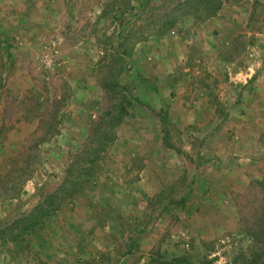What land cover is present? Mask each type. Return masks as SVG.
<instances>
[{
  "label": "rangeland",
  "instance_id": "1",
  "mask_svg": "<svg viewBox=\"0 0 264 264\" xmlns=\"http://www.w3.org/2000/svg\"><path fill=\"white\" fill-rule=\"evenodd\" d=\"M184 1L0 0V230L51 211L0 238V264L251 260L264 213V0H225L212 18ZM141 142L191 171L172 183L159 167V189L138 184ZM211 161L228 172L217 208V189L196 177Z\"/></svg>",
  "mask_w": 264,
  "mask_h": 264
},
{
  "label": "crops",
  "instance_id": "2",
  "mask_svg": "<svg viewBox=\"0 0 264 264\" xmlns=\"http://www.w3.org/2000/svg\"><path fill=\"white\" fill-rule=\"evenodd\" d=\"M140 105H141V103H140ZM124 120L126 121L127 119L125 118ZM132 131H134V130H132ZM259 132L261 134H263L262 131H259ZM136 133H138V132L134 131V134H136ZM125 134H126V132H125ZM133 138L135 139V137H133ZM141 139H142V137H139L138 141L140 142ZM141 143L143 145H141ZM141 143L139 144V146L137 145L138 147L136 149V153H138L137 157L139 158L136 161L137 165L132 168V170H133V172L135 174L133 176L138 181L137 182L138 184H142V185H146V186L150 185L151 187H152V185L155 184L154 187L159 189L158 188L159 186H157V184H160L159 183V179L163 178V177H160V175L158 173H156V169H159V167H161V169L163 171H165L166 173L171 172V174L169 176V181H171L172 183H178L179 182L178 177L180 175H185V172L191 171L190 169L187 168V166H183L182 168H178L177 167V165L179 163L178 157L176 159L175 156H173L170 153H167L161 147L160 144H154L153 145L150 142H148V143L141 142ZM132 150L134 151V149H132ZM167 151H168V149H167ZM158 153H159V155H158ZM201 154L203 155L204 153L202 152V153H200V155ZM168 157L171 159V164H170V160H168ZM180 163H182V162H180ZM215 163L216 164H214V161H211L210 163L207 162V165L211 164L207 168L205 166L206 162H202L201 163L202 167L200 168V173H199L200 175L199 176L196 175V177H198V180L200 181V186L201 185H206V186L202 187L201 191L203 193L207 192V190L209 188L213 189V190L217 189V196L216 197H212V199L207 200L209 203H211L214 207L217 208V207H219V202H218L219 199L216 200V198H219L220 192H223V191L225 192L226 191L225 189L221 190V188L218 187V183H219V181L223 180V176L225 175V173L228 174V172L226 171L227 168L225 169L223 167V164H222L221 161L220 162L216 161ZM126 164H127V161L125 159L124 162L122 163V166H127L128 168L132 167V165H126ZM166 165H168V166H166ZM231 169H233V170H231V172H229V173L233 174L235 172V175H234L235 176V181H233L234 182L233 184H236L238 177L242 178L243 175H239V173H238L241 170H238V169L233 168V167ZM145 171H149V172H145ZM147 176L149 177L148 180H147ZM223 184H224V182L221 185H223ZM185 200H186V197L182 198L181 201L179 202V204L181 205V208L185 207V205H183Z\"/></svg>",
  "mask_w": 264,
  "mask_h": 264
},
{
  "label": "trees",
  "instance_id": "3",
  "mask_svg": "<svg viewBox=\"0 0 264 264\" xmlns=\"http://www.w3.org/2000/svg\"><path fill=\"white\" fill-rule=\"evenodd\" d=\"M197 1V0H196ZM195 0H185L183 3H181L184 6V9L189 12L193 11L196 6L204 7V14L205 18H212L214 17L222 8L223 2L225 0H198L197 3ZM196 2V3H195ZM163 18H166L164 16ZM175 20L171 17L170 20H168L165 24L162 25V31L159 30L156 32L157 34L161 35L168 31L170 28H172L175 25ZM116 84H114L115 86ZM107 88V86H104ZM125 90V89H123ZM123 92V91H122ZM126 93V91H124ZM127 94V93H126ZM125 111L121 109V111L117 112V115L113 118H116L113 122L115 126L122 123L123 118L125 116ZM111 116L110 113H107L105 116H103V120L105 117ZM102 121V118H101ZM261 186L263 188L264 193V182L261 183ZM50 205L53 203L52 201H49ZM44 204L38 205L33 209V212L28 216L20 219L21 223H24L23 229H20L15 235L8 236V232H12L10 229L5 228L0 230V238L1 239H11V240H17L18 237H21V234H24L25 232L33 229L35 226H38L40 223L46 221L50 217L51 211L43 208ZM252 239L254 240V246L252 247L251 252V260L247 264H264V213L262 214V219H260V226L258 227V230L252 233Z\"/></svg>",
  "mask_w": 264,
  "mask_h": 264
}]
</instances>
